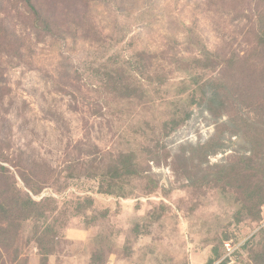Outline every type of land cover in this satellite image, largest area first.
Masks as SVG:
<instances>
[{
  "label": "rangeland",
  "instance_id": "374dc122",
  "mask_svg": "<svg viewBox=\"0 0 264 264\" xmlns=\"http://www.w3.org/2000/svg\"><path fill=\"white\" fill-rule=\"evenodd\" d=\"M0 1V203L16 190L37 203L18 228L22 262L46 247L48 264L95 252L100 264H264V205L238 215L236 190L195 168L248 151L223 134L225 149L201 156L215 120L198 102L211 82L255 80L242 62L259 0H34L51 32L22 0ZM126 155L139 174L113 179ZM0 252L13 264V248Z\"/></svg>",
  "mask_w": 264,
  "mask_h": 264
},
{
  "label": "trees",
  "instance_id": "16d2710c",
  "mask_svg": "<svg viewBox=\"0 0 264 264\" xmlns=\"http://www.w3.org/2000/svg\"><path fill=\"white\" fill-rule=\"evenodd\" d=\"M22 2L36 20L44 23L46 30L53 31L49 18L43 17L34 0H22ZM259 2L262 4V9H259L256 16L255 42L242 62L248 76L255 80L250 83L234 85L232 90L227 86L213 85L214 82H211V85L207 86V90L204 89L200 95L198 102L215 120L213 136L208 143L199 146L201 156L215 155L224 150L225 142L231 136L236 139H244L249 145L248 151L241 154L236 152L238 156H235V158L237 157L236 161L234 158L228 159L224 163L209 165L207 164L208 160H200L195 165L199 171H208L206 175H202L204 182L214 183L225 192L228 187L234 188L240 195L236 197V202L242 205L238 215L242 216L245 212L247 217L254 220L260 218L264 205V0H259ZM255 85L259 87L257 91L253 88ZM227 104H232L235 108L224 118L222 110ZM223 134L230 137H223ZM216 140L217 142H214ZM211 143L214 147L212 151H208V148L212 146ZM124 157L121 168L114 166L113 179L130 178L139 174L132 157L130 155ZM213 169L216 172H213ZM36 205L37 203L28 194L26 199L21 197L18 190L0 203V216L2 217L0 219V249L7 251L13 248L14 256L11 260L13 264H29L26 261L22 262L18 247L15 245L20 224L33 216ZM37 242L42 244L43 237H38ZM41 249L40 264H48V257L52 250L50 251L46 247L45 249L41 247ZM0 258H2L1 252ZM102 260H104L103 256L99 252H95L91 256L90 264H100ZM214 260L209 261L208 264L228 263V258L217 259L216 262Z\"/></svg>",
  "mask_w": 264,
  "mask_h": 264
},
{
  "label": "built area",
  "instance_id": "2783aa9c",
  "mask_svg": "<svg viewBox=\"0 0 264 264\" xmlns=\"http://www.w3.org/2000/svg\"><path fill=\"white\" fill-rule=\"evenodd\" d=\"M225 249H226L228 255H230V254H232L234 252V249L232 248L230 242H226L225 243Z\"/></svg>",
  "mask_w": 264,
  "mask_h": 264
}]
</instances>
